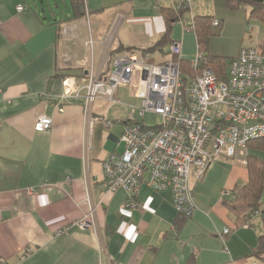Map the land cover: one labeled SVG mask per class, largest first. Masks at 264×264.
Segmentation results:
<instances>
[{
	"label": "crops",
	"instance_id": "1",
	"mask_svg": "<svg viewBox=\"0 0 264 264\" xmlns=\"http://www.w3.org/2000/svg\"><path fill=\"white\" fill-rule=\"evenodd\" d=\"M204 1H192L194 15L193 6ZM83 2L84 14L76 17L73 0L64 13L57 0H0V264H264L254 255L264 235V193L242 225L225 204L249 181L248 165L212 163L193 180L198 209L187 219L173 193L154 190L148 177L134 198L137 207H125L132 194L123 188L105 193L104 163L123 152L130 118L116 117L114 107L124 104L129 87L117 90L119 103L97 99L86 116L84 91L64 100L63 80L84 86L87 67L102 76L128 48L160 64L174 41L182 43L181 58L184 47L171 39L163 50L141 51L166 33L171 0ZM41 115L53 119L50 130H35ZM259 151L250 147L249 156L264 160ZM88 190L97 231L76 224L88 211ZM27 248L34 252L26 255Z\"/></svg>",
	"mask_w": 264,
	"mask_h": 264
},
{
	"label": "built area",
	"instance_id": "2",
	"mask_svg": "<svg viewBox=\"0 0 264 264\" xmlns=\"http://www.w3.org/2000/svg\"><path fill=\"white\" fill-rule=\"evenodd\" d=\"M192 1L171 0L170 8L178 14L184 31L196 30ZM25 9L17 6L20 12ZM213 26L220 28L222 21L215 18ZM181 53L178 40L171 44L168 59L160 64L148 62L136 51L117 53L102 76L89 68L93 64L87 67L84 86L65 78L62 97L69 100L84 91V111L90 116L97 99L119 103L115 97L119 87L134 90L142 105L139 112L133 108L123 131V152L111 154L104 163L105 193L123 188L132 194L125 207H137L134 198L148 173V184L156 191L170 190L178 213L189 218L198 209L193 180L201 179L216 161L247 165L249 143L264 138V54L256 47H242L230 61L227 79L222 80L199 48L189 61L192 72L186 75L180 64ZM147 112L162 116V122L148 126L144 123ZM105 123L110 126L113 121ZM52 125L51 117L41 115L34 128L45 132ZM85 202L88 211L76 224L97 231L96 208L89 190ZM230 232L229 228L223 231ZM33 252L32 248L25 250L26 255Z\"/></svg>",
	"mask_w": 264,
	"mask_h": 264
},
{
	"label": "rangeland",
	"instance_id": "3",
	"mask_svg": "<svg viewBox=\"0 0 264 264\" xmlns=\"http://www.w3.org/2000/svg\"><path fill=\"white\" fill-rule=\"evenodd\" d=\"M62 9V13L66 11V5L69 4V0H57ZM215 0H207L202 3L201 6H193V11L196 15H208V16H218L224 19L227 25L226 30L214 27L213 33L208 43L203 49L205 54L208 56H220L226 57L227 59V70L230 68V59L233 57L235 52H237L241 47H262V40L264 37V25L255 17L251 16L249 7H242L236 10H230L224 8L223 5H219ZM49 14V10L46 12ZM60 12V14L62 15ZM185 18L188 16L185 15ZM171 39H180L183 42L184 52L182 58L185 61H190L195 57L198 50V41L195 31H187L184 33L181 21L175 22L173 25ZM149 61H152L149 59ZM188 73H186L187 75ZM126 94L122 101L124 104H115L114 114L116 117H130L134 107L139 108L142 105L141 98L137 95L134 90L127 88ZM131 92V93H130ZM130 94V95H129ZM115 96H118V92ZM98 103L104 102V100H97ZM110 104V103H107ZM138 119L143 121V118L138 115ZM162 122V116L156 115L152 112H147L144 118V123L148 126H156ZM260 157H264V149L258 152ZM217 162L228 163L231 161L220 160ZM148 177V173L146 177Z\"/></svg>",
	"mask_w": 264,
	"mask_h": 264
},
{
	"label": "trees",
	"instance_id": "4",
	"mask_svg": "<svg viewBox=\"0 0 264 264\" xmlns=\"http://www.w3.org/2000/svg\"><path fill=\"white\" fill-rule=\"evenodd\" d=\"M73 1H74L75 12L77 14L75 16L78 17L83 15L85 11L83 0H73ZM219 1H221L224 4V6L230 10H236L242 7H246V8L249 7L251 16L258 19L264 25V0H219ZM164 16L168 23V28L166 33L153 47H150L148 49H141L143 55H146V53H148L149 51H153L157 49L163 50L171 42L170 34L172 28L170 22L176 21L178 19V14L169 8H165ZM214 18H215L214 16H208V15H195V21H196L195 32L197 35L198 48L204 53L205 51L203 49L205 48V45L208 43L210 36L214 34L213 33ZM133 49L134 48H128L129 51H132ZM258 50L262 54H264V37L262 40V47L261 48L258 47ZM206 57L208 59L209 66L216 71L219 78L222 80H226L228 76V70L226 67L227 66L226 57L208 56V55H206ZM180 64L185 74L186 73L191 74L192 69H190L189 61H185L184 59H181ZM263 143H264V138L253 140L249 143V148L255 147L256 150H263L264 149ZM247 165L250 170L249 181L245 185L240 186L236 190H234L232 193V197L225 202L227 207L233 212V214H235L237 218V222L241 225L247 221L250 212L259 209V207L262 204V196L264 193V160L257 156H249ZM184 219L187 218L184 217ZM254 255L264 259V235L260 237L259 244L257 248L254 250Z\"/></svg>",
	"mask_w": 264,
	"mask_h": 264
}]
</instances>
